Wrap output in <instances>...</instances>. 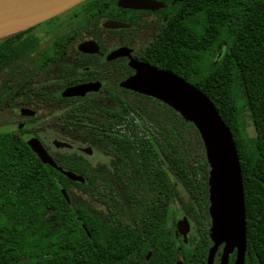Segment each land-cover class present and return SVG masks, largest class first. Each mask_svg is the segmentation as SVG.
I'll list each match as a JSON object with an SVG mask.
<instances>
[{"label":"trees","instance_id":"16d2710c","mask_svg":"<svg viewBox=\"0 0 264 264\" xmlns=\"http://www.w3.org/2000/svg\"><path fill=\"white\" fill-rule=\"evenodd\" d=\"M188 2L175 10L159 67L205 93L230 128L244 191L245 264H264V0ZM31 29L0 40V73L11 56L34 49ZM10 81L0 84V264H178V249L182 264L203 263L207 232L195 223L182 240L166 224L190 208L208 218L210 168L189 119L125 88L110 90L108 103L23 106L9 101ZM11 107H28L36 119L53 115L44 129L61 132L70 148L97 149L108 163L44 146L58 166L81 175L71 180L43 163L23 134L1 129Z\"/></svg>","mask_w":264,"mask_h":264},{"label":"flooded vegetation","instance_id":"af4514ba","mask_svg":"<svg viewBox=\"0 0 264 264\" xmlns=\"http://www.w3.org/2000/svg\"><path fill=\"white\" fill-rule=\"evenodd\" d=\"M153 1L155 8L150 9L124 7L119 4V0H81L62 12L29 26L32 29L28 34L37 40L34 49L23 57L11 56L7 71L0 73V84L6 77L11 80L10 84H6L7 89H10L9 101L23 106H60L69 103L84 105L94 101L108 103L109 91L123 88L122 82L135 73V69L130 64L131 60L165 69L159 67L163 56L158 55V51H161L163 47L171 48L172 32L176 28L173 23L175 10L185 4L189 5V2L188 0ZM185 15L187 17L183 20V24L187 39L189 24L192 21L188 17L187 10ZM41 24L43 25L40 26ZM38 26L39 29L36 32ZM2 38L3 36L0 40ZM187 45L186 41L184 46L187 47ZM116 49H121L122 54L110 58L109 55ZM222 51L223 48L219 45L217 54L220 55ZM83 84H90L91 90L71 96L62 94L70 87ZM22 108L30 112L19 113ZM14 116L20 119L16 121L15 129L9 130L19 132L24 137L28 134L35 135L43 146L51 151L62 153L78 151V147L85 146L73 145L69 151L52 150L44 143L42 137H49L53 145L51 139L61 135V132L54 128H52L53 131L59 132V135L45 134L44 123L49 121L53 115H48L46 119H36L28 107H11L6 116L9 122L5 125H12ZM79 153L87 155V153ZM208 202L207 219L203 215L201 217L198 208L196 210L190 208L187 213L179 212L175 223L171 215L166 219V224L171 229L174 226V232L180 239L182 237L176 232V221L180 214L186 216L189 223V231L185 240L190 236L195 223L201 226L203 233L207 232L208 246L202 264H206L209 249L213 244L209 181ZM223 248L224 243L217 247L212 264H222ZM178 252V264H182L181 249H178ZM235 257L236 249H233L229 253L226 264H235Z\"/></svg>","mask_w":264,"mask_h":264},{"label":"water","instance_id":"95a60500","mask_svg":"<svg viewBox=\"0 0 264 264\" xmlns=\"http://www.w3.org/2000/svg\"><path fill=\"white\" fill-rule=\"evenodd\" d=\"M81 0H0V37L32 26ZM124 7L155 8L153 0H119ZM114 50L109 57L121 55ZM135 73L121 86L158 100L172 107L189 119L202 139L210 168V211L213 244L206 264H212L217 247L224 243L222 264L227 263L229 253L236 249L235 264H244L246 254V216L240 162L230 128L223 121L214 103L195 85L168 69H160L136 60L130 61ZM91 90L90 84L73 86L62 92L71 96ZM22 108L19 113H29ZM26 143L43 163L61 171L71 180L81 175L58 166L41 141L33 134L25 137ZM55 147H68L67 141L51 139ZM90 154V146L78 147ZM62 192L64 189L61 187ZM189 231V223L183 214L176 221V232L183 240ZM180 262L182 260H179Z\"/></svg>","mask_w":264,"mask_h":264},{"label":"rangeland","instance_id":"374dc122","mask_svg":"<svg viewBox=\"0 0 264 264\" xmlns=\"http://www.w3.org/2000/svg\"><path fill=\"white\" fill-rule=\"evenodd\" d=\"M43 24H41L40 26H42ZM38 29H39V26L36 28V32H38ZM22 118V117H21ZM14 122H13V124L12 125H10V126H7V125H2L1 126V129H11V130H14L15 129V123H16V121L17 120H19L20 118L19 117H17V116H14ZM23 119V118H22ZM249 131L251 132V133H253V129L252 128H250L249 129ZM59 133V132H58ZM57 132H55V131H53V129L52 128H50V127H47L46 128V130H45V134H50L51 136H53V135H57L58 134ZM59 135V134H58ZM57 137H59V136H55V137H53V138H57ZM43 138V141H44V143L46 144V145H48L52 150H60V151H62V150H71L70 149V147H66L65 149H57L55 146H53L51 143H50V138L48 137H42ZM83 147V146H82ZM76 152H82V151H76ZM83 153V152H82ZM86 157H87V159L90 161V162H92V163H97V162H105V163H108V161H109V157L107 156V155H105V154H103L102 152H100V151H98L97 149H93V152H91L90 154H87V155H85ZM181 193L182 194H184V191L181 189Z\"/></svg>","mask_w":264,"mask_h":264}]
</instances>
